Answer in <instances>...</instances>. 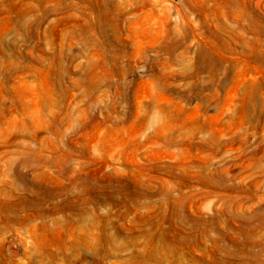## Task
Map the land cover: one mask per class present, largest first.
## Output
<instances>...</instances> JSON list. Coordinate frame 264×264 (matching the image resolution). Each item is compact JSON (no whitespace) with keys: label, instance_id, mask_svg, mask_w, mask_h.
I'll use <instances>...</instances> for the list:
<instances>
[{"label":"rangeland","instance_id":"374dc122","mask_svg":"<svg viewBox=\"0 0 264 264\" xmlns=\"http://www.w3.org/2000/svg\"><path fill=\"white\" fill-rule=\"evenodd\" d=\"M0 264H264V0H0Z\"/></svg>","mask_w":264,"mask_h":264},{"label":"bare ground","instance_id":"6f19581e","mask_svg":"<svg viewBox=\"0 0 264 264\" xmlns=\"http://www.w3.org/2000/svg\"><path fill=\"white\" fill-rule=\"evenodd\" d=\"M60 1V0H59ZM62 1V0H61ZM64 1V0H63ZM92 0H90V2H91ZM93 6V5H92ZM99 12V11H98ZM39 103V102H38ZM56 126V125H55ZM28 151V150H27ZM29 154V153H28ZM33 154V153H32ZM37 163V162H36ZM46 163V162H45ZM22 164V163H21ZM23 165V164H22ZM29 165V164H28ZM24 166V165H23ZM33 166V165H32ZM44 167V166H43ZM34 169V168H33ZM56 174V173H55ZM56 176H57V174H56ZM22 180V179H21ZM25 182V181H24ZM33 187V186H32ZM36 188H38V187H36ZM39 189V188H38ZM32 191V190H31ZM67 191V190H66ZM42 192H44V191H42ZM30 194V193H29ZM44 194V193H43ZM63 194V193H62ZM33 195V194H32ZM76 195V194H75ZM24 197V196H23ZM44 197H45V195H44ZM47 198V197H46ZM90 198V197H89ZM31 201V200H30ZM34 202V201H33ZM38 202V201H37ZM83 202V201H82ZM78 204H80V203H78ZM22 210V209H21ZM177 218V217H176ZM157 237H159V236H157ZM170 256V255H169Z\"/></svg>","mask_w":264,"mask_h":264}]
</instances>
